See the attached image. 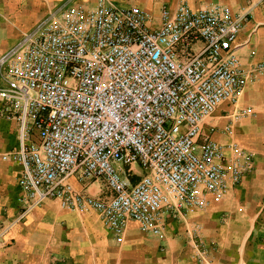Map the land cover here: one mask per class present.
<instances>
[{"label": "built area", "instance_id": "built-area-1", "mask_svg": "<svg viewBox=\"0 0 264 264\" xmlns=\"http://www.w3.org/2000/svg\"><path fill=\"white\" fill-rule=\"evenodd\" d=\"M249 15L178 0L157 21L139 7L97 0L79 15L59 7L25 34L0 58V119L17 129L4 158L20 164L13 222L50 199L96 212L116 238L128 221L161 238L167 215L202 208L208 194L239 184L252 153L212 133L249 113L236 106L252 72L233 49ZM223 106L232 108L220 129ZM85 179L105 190L72 181Z\"/></svg>", "mask_w": 264, "mask_h": 264}, {"label": "crops", "instance_id": "crops-1", "mask_svg": "<svg viewBox=\"0 0 264 264\" xmlns=\"http://www.w3.org/2000/svg\"><path fill=\"white\" fill-rule=\"evenodd\" d=\"M114 1L144 9L158 21L160 8L178 0ZM96 2L0 0V58L59 7L79 15ZM187 2L193 8L222 4L234 13L250 11L233 44L243 68L252 72L236 106L249 113L234 121L229 132L216 130L212 137L251 152L252 170L220 197L208 194L204 207L178 218L167 215L161 238L141 231L134 221L116 238L96 212L67 210L50 199L13 222L20 208V164L4 156L16 145V121L0 119V264H264V68H257L264 62V0ZM223 108L226 113L215 116L220 129L232 107ZM232 151L226 149L228 156ZM72 181L98 194L94 181Z\"/></svg>", "mask_w": 264, "mask_h": 264}, {"label": "rangeland", "instance_id": "rangeland-1", "mask_svg": "<svg viewBox=\"0 0 264 264\" xmlns=\"http://www.w3.org/2000/svg\"><path fill=\"white\" fill-rule=\"evenodd\" d=\"M135 7H137V6H135ZM242 117H244V116H242ZM242 117H240V118H242ZM239 118V119H240ZM139 169L137 168V166H135L134 167V171L137 173V174H139V176H140V172L138 171ZM90 181H94L95 183H94V186H97L98 187V194L99 193H101V192H103L105 189H104V184L100 181V180H94V179H90ZM96 187V188H97ZM91 190H93L94 191V187H91Z\"/></svg>", "mask_w": 264, "mask_h": 264}]
</instances>
